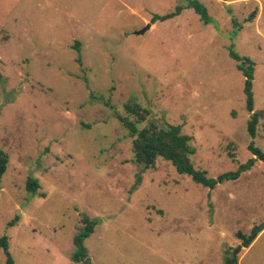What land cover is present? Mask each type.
Here are the masks:
<instances>
[{
  "label": "rangeland",
  "instance_id": "obj_1",
  "mask_svg": "<svg viewBox=\"0 0 264 264\" xmlns=\"http://www.w3.org/2000/svg\"><path fill=\"white\" fill-rule=\"evenodd\" d=\"M184 1L0 0V236L14 264H224L237 232L264 225V161L213 189L161 157L144 169L117 116L134 103L180 125L209 177L254 157L251 142L264 150V0H200L209 23L193 8L151 21ZM231 48L255 62L251 112ZM84 216L98 224L76 260ZM237 260L264 264V231Z\"/></svg>",
  "mask_w": 264,
  "mask_h": 264
},
{
  "label": "trees",
  "instance_id": "obj_2",
  "mask_svg": "<svg viewBox=\"0 0 264 264\" xmlns=\"http://www.w3.org/2000/svg\"><path fill=\"white\" fill-rule=\"evenodd\" d=\"M187 8H193L205 23L210 22L211 18L208 14V10L200 0L184 1L177 4L173 11L165 14H154L151 21L155 23L157 21L172 19L180 15L182 11ZM254 16L255 12H252L249 16V20H252ZM232 20H235V18H232ZM233 22L234 24L237 23V21ZM75 48L80 51L79 42H76ZM230 54L238 61L237 67L245 76L244 93L246 96V107L247 110L251 112L254 110L253 80L255 62L250 57H241L233 51L232 48L230 49ZM125 108L128 114H117V116L133 139L132 150L134 153V161L144 169L153 168L156 164L157 158L161 157L171 161L178 172L188 174L195 182L213 189L225 180L237 179L242 172L250 169L257 160L264 161V150L255 146V144L251 142L249 144V149L254 157L247 162L240 164L236 171H228L217 177H209L206 170L197 169L195 167L192 157L195 154L196 149L190 143L191 136L183 133L180 125L168 124L166 126H160L150 119L149 109L142 108L134 103L125 104ZM132 115L135 117H132ZM258 121L259 113L253 112L248 121V131L252 137L256 136ZM8 164L9 155L6 151L0 148V181L7 170ZM38 187L39 184L36 179L31 178L28 181V188L30 190L37 191ZM17 218L11 220L9 225H14ZM84 221L85 225L74 237V242L77 246L76 251L74 252V258L76 260L87 258L85 240L94 232L95 225L98 224L97 220L90 219L88 216H84ZM263 229L264 225H255L250 234H244L242 231H239L237 232V237L241 239L244 247H249ZM0 247L6 256V264H14V258L10 251L9 239L6 235L0 236ZM224 264L239 263L237 257L234 258L233 256L228 255Z\"/></svg>",
  "mask_w": 264,
  "mask_h": 264
},
{
  "label": "water",
  "instance_id": "obj_3",
  "mask_svg": "<svg viewBox=\"0 0 264 264\" xmlns=\"http://www.w3.org/2000/svg\"><path fill=\"white\" fill-rule=\"evenodd\" d=\"M150 25H151V23H149L147 27L143 28L142 30L138 31L137 33H139V34L144 33L150 27ZM241 248H242V245H240L239 248L237 250H235V252L233 254L234 258L237 257V254L241 250Z\"/></svg>",
  "mask_w": 264,
  "mask_h": 264
},
{
  "label": "crops",
  "instance_id": "obj_4",
  "mask_svg": "<svg viewBox=\"0 0 264 264\" xmlns=\"http://www.w3.org/2000/svg\"><path fill=\"white\" fill-rule=\"evenodd\" d=\"M263 231H264V229L259 233V235H260ZM259 235L257 236V238L259 237ZM255 240H256V239H255ZM255 240H254V241H255ZM254 241H253V242H254Z\"/></svg>",
  "mask_w": 264,
  "mask_h": 264
}]
</instances>
